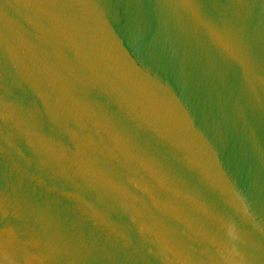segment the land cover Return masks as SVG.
I'll return each instance as SVG.
<instances>
[{
  "label": "water",
  "instance_id": "obj_1",
  "mask_svg": "<svg viewBox=\"0 0 264 264\" xmlns=\"http://www.w3.org/2000/svg\"><path fill=\"white\" fill-rule=\"evenodd\" d=\"M0 264H264V0H0Z\"/></svg>",
  "mask_w": 264,
  "mask_h": 264
}]
</instances>
